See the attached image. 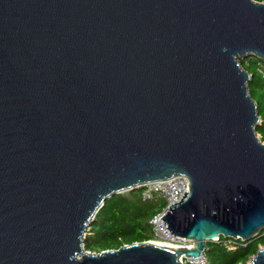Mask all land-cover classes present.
Listing matches in <instances>:
<instances>
[{
	"label": "water",
	"instance_id": "obj_1",
	"mask_svg": "<svg viewBox=\"0 0 264 264\" xmlns=\"http://www.w3.org/2000/svg\"><path fill=\"white\" fill-rule=\"evenodd\" d=\"M246 56L264 61V1L0 0V264H181L262 232ZM177 175L161 219L194 245L85 248L110 198Z\"/></svg>",
	"mask_w": 264,
	"mask_h": 264
},
{
	"label": "trees",
	"instance_id": "obj_2",
	"mask_svg": "<svg viewBox=\"0 0 264 264\" xmlns=\"http://www.w3.org/2000/svg\"><path fill=\"white\" fill-rule=\"evenodd\" d=\"M240 62L252 74L249 90L257 102L261 116L256 130L264 141V77L258 72L262 60L255 56H246L241 58ZM142 191L143 186L121 192L105 203L94 218L84 242L87 250L101 252L118 249L123 245L147 241L154 237L150 219L160 212L167 202L158 195L143 199ZM261 245H264V230L251 240L221 235L217 241L206 243L208 264L247 263Z\"/></svg>",
	"mask_w": 264,
	"mask_h": 264
},
{
	"label": "built area",
	"instance_id": "obj_3",
	"mask_svg": "<svg viewBox=\"0 0 264 264\" xmlns=\"http://www.w3.org/2000/svg\"><path fill=\"white\" fill-rule=\"evenodd\" d=\"M258 72L264 77V61L260 63ZM185 191H189V180L183 175H177L166 180L153 181L143 185V199H151L155 195H158L163 197L167 202L165 207L160 212L154 214L150 219L154 237L149 239V241H154L166 246L194 245V241L187 239L186 237L173 234L161 219L173 202L181 200ZM238 238L239 237H235L234 239ZM179 261L181 264L209 263L206 251H202L199 256L192 257L186 256L184 253L180 254Z\"/></svg>",
	"mask_w": 264,
	"mask_h": 264
}]
</instances>
